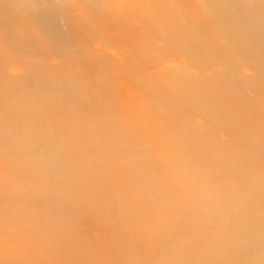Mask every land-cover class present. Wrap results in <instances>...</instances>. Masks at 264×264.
Masks as SVG:
<instances>
[{
  "label": "bare ground",
  "instance_id": "1",
  "mask_svg": "<svg viewBox=\"0 0 264 264\" xmlns=\"http://www.w3.org/2000/svg\"><path fill=\"white\" fill-rule=\"evenodd\" d=\"M188 2L184 3L181 0L180 2L179 0H138V1H134V3L133 2L127 3L126 1H124L123 2L124 5L122 6L124 12L126 14L128 13L127 15H129L131 19L132 18L134 19L133 23L137 20V19L135 20V18L145 17L144 19L147 21V23H154V25L158 27L160 32H166L168 33V36L170 34V37L172 36V38L176 39V41H181L183 47L186 48L188 51H191V53L192 52L197 53L196 51H198L199 53L202 50H208L210 54L213 53L215 56L216 62L212 61L213 63H217L218 60L226 61V62H230L232 66L234 65V67L236 65L235 68H237V66L242 65L244 67L245 66L252 67V69L257 68V70L264 71V0H188ZM22 16L25 17L26 15H22ZM44 18H45V23L43 25L45 26V29H42V27H34L36 31V36L33 38V40L27 43L25 46L12 49L14 50L12 57L19 58L21 64H40L41 68L38 70L31 69L29 70V73L27 75L21 77L12 78L5 75L2 76L3 74L0 75V168L3 166L7 169L8 172L7 175H2L0 177V264H20L21 262V260H19V263L14 262L15 258H13L14 260H12V257L10 258L12 254L13 257L16 256V254L14 256V253H12V251H15L14 245L16 247L15 243H13V245L11 243L13 242V240L11 241L12 236L10 234V232H12L10 230H13V228L10 229L12 223L18 225L17 227L18 230L17 228L16 229L14 228L17 231L22 229V228L20 229V226L21 227L23 226V230L25 232L24 234H27L24 227H26V229H28L27 227H32L33 229H36L35 234L40 232L39 229H41V232L44 233L43 236L41 233L38 234L39 235L41 234L42 238L44 237L45 233L49 234L50 232H53V234L51 233L50 234L51 236L52 235L54 236V237L52 236V238H55L57 236L58 239L55 238V240L56 239L57 240L61 239L64 241L67 240L66 244H68L70 249L73 251V252L71 251L70 253L71 254L70 256H72L71 259L77 260V262L79 263L82 262V264H92V263L94 264L96 263L99 264H233V262L236 264H264V234L252 235L247 233L249 232L248 230L247 232H241L239 229H237V227L235 229L232 226H230V228L232 227L233 229H229L227 231H224V229L218 230L219 228L218 229L217 228L214 229L212 227L210 228L209 226L211 225H208L207 222L209 221V219L211 220L209 215L212 212L211 213L209 212L210 213L209 215H203V213L200 214L197 213V211H195L196 198L199 199L198 204L201 202V206L202 205L207 206L206 200L205 203L203 202L204 199H201L203 197V194H206V192H208L209 190H211V192H208V194H210L211 196L216 195L218 193L217 190L219 189L217 185L219 184V182L217 181L218 182L217 183L216 180H214L215 183H217L214 185L212 181L211 182L209 181L211 179L209 175L208 177H210V179L208 178V180L206 179L204 182L206 183L207 181H209L207 182V184L209 185L203 186V189L197 186L196 191L195 192L192 191L193 195L195 196V197L193 196L195 200H193L189 196H187L189 198L186 197V199L183 198V196H181L183 200L177 199L175 197L173 198L170 196L166 197V199L165 198L163 199L162 195L163 192H165L163 189H165V186L167 188V186L169 185H164L166 180L164 181V184L162 182H159L160 181L159 177L162 176V179L167 178V177H163L165 176V172L166 175H169L170 174L169 171L172 169L171 168L172 166L179 163L182 159L185 160L184 158L188 157V156L184 157L183 154L184 158L183 157L181 159L179 158L181 157V153H183L184 150H187L186 146L171 147L168 141V146H170L169 149L168 150L166 149V152H164L165 150H162L163 152H160L159 149L161 148L157 146L162 147V144L166 145L164 144L166 141L164 140L165 142L162 143L160 142L161 140H159L158 138L157 140L156 135H154L155 133L152 132L153 130L149 132V127L151 125L152 126L156 125V128L160 127L162 129L164 125H162L161 127V124L158 123L159 121H157L158 119L156 120L154 117L152 118L150 116H147L149 118H146L145 116L147 114L144 117H142L143 115L142 113H145L146 110L144 108L137 107L136 105L137 102L135 103L136 105L135 106L130 103L131 101L130 102L128 101L131 100L132 98L130 94H128L127 92L136 91L135 93H138L139 90L137 89L138 90L137 91L135 89V91H133L132 89L131 90L128 89L129 85H126L127 82L126 80L124 82L123 78L120 80H115L107 74L108 72L104 73L105 72L104 71L103 73H97V71H94L92 67L89 68L87 64L85 65L84 63H80L77 60L75 62V59L74 62L73 61L70 62L71 57L72 56L74 57L77 50L73 51L72 46L69 44L64 43L63 45H54L52 46V48H48L44 46L47 38L52 39L55 34H62L64 30L62 27V23L59 20L51 16H45ZM25 19L30 22L34 21V19H32L29 14L26 16ZM138 22H136V24H139ZM136 24L134 23V26ZM129 25L132 26L131 24ZM143 26L144 25L140 24V26L138 27L139 29H141ZM1 28L2 27H0V50H5L6 48L9 47V45H11V42L13 41L11 39H8L9 37L7 38L5 36V31ZM120 31L118 29V32ZM118 32L115 29H113L111 34L107 35L106 38H109L110 40L113 39L117 40L119 44L122 43L126 44L128 40V38L126 37L127 34L125 33V35L123 34L121 35ZM76 41L75 39L72 40V42L75 43ZM134 41L137 40L134 39ZM134 41L131 42L129 39V42L131 43H134ZM135 44L138 45V42H136ZM149 47L151 46L149 45ZM155 47L154 49L157 50ZM161 49L162 48H160V50ZM73 52H75V54ZM56 56L64 57L66 60H68L67 62H65L64 65L66 72L65 76H57L56 74H54L57 69V66H55L52 61L54 58H56ZM98 56H99L98 54H92V55L89 54L88 58L93 62L103 63L104 65L111 63V61H108L104 58L100 59ZM187 58L189 57L187 56L186 59ZM189 60H191V58H189ZM204 60L201 61L192 60L193 63L191 62V64H194V61L196 62L197 66L205 65L207 63L212 64L211 60H209L208 58L207 60L206 59ZM85 61L88 62V60ZM194 65L193 66L191 65L192 68L194 67ZM217 65L221 66L219 62ZM137 66L140 67V65ZM201 68H206V66ZM73 73H75V75L81 79L83 85L82 83L80 85L79 82L77 83V81L74 82L72 80ZM135 74L132 73L131 74L132 77ZM124 75L127 77L128 73H125ZM67 77L70 80L67 79ZM213 77L214 75L206 79L200 78L199 83L196 78L194 79H196L197 84H199V86L200 84L202 85V87L206 86L205 89L207 90L208 88L209 92H212L215 89L220 93H223L225 100L227 98H230V96H228V94L226 93V90L228 89V87H232V86L227 85L226 88L224 85L225 79L223 80L224 81L223 82V81H218L216 79L217 77L216 78ZM130 78L131 77L128 75V79ZM168 79L169 78L167 79L165 78L167 82H165V80L162 81V79L160 80V82L163 83L164 87H166L167 90L171 89V91L174 90L177 92L176 87H180L181 85L179 83L176 85H180V86L169 84L170 79L169 80ZM83 80L85 83L83 82ZM136 80L137 78L135 77V82ZM240 80L242 83L241 84L242 87L243 88L246 87L245 90L246 93L248 89L249 91L255 94L257 93H260V95H262V93L264 94V76L257 75L250 77L246 75V76H242ZM193 82L195 83V80ZM89 83H92V87L90 89L87 88ZM230 83H231L230 81L226 80V84H230ZM76 84H78L77 87L75 86ZM137 84L141 85L139 82H137ZM144 86L141 85V87L144 88L145 90L146 87ZM182 86L180 87L181 89ZM154 87L155 86H153L152 88ZM172 87L173 88L175 87L176 89L174 88L172 90ZM221 87H223V90L224 88H226L225 91H223ZM132 88L134 89V87ZM157 88L155 89L157 90ZM148 89L149 88H147V90ZM181 89L179 91H181ZM211 89L213 90L211 91ZM111 90H114L113 95L115 94V96H117L120 100L119 106L116 105L119 107L118 108L119 110L118 109L115 110L112 108L115 107V105L110 106L108 104L109 97L111 96V98H113L112 97L113 95H111L112 94ZM185 90L188 91V89ZM185 90L183 92L186 93ZM171 91L168 90L167 92L175 94L174 91L173 92ZM234 91L235 90H233V92ZM118 92H122L123 94L119 93L121 95L120 96L118 95ZM124 93H127L128 95ZM141 94H142L141 96L144 95L143 93ZM196 94L198 93L196 92ZM230 94H232V92L229 93V95ZM187 95L189 96V92L180 97H183L182 99H184L185 98L184 96ZM221 95L222 94H220L219 96L220 98L222 97ZM176 96L177 94L174 95V98ZM191 96L193 97L194 95H190L188 98L191 101L194 100L192 103L193 105L195 99H191ZM237 96L236 98L238 99L239 97H241L239 101L234 102L236 100L235 97L226 100V105L228 103L231 106L229 108H232L234 106L231 103L232 99L234 98H235L233 100L234 103L240 101L242 102L244 97H242L241 95L239 97ZM254 97L257 96L255 95ZM123 99L126 102H124ZM139 99L138 101L140 103ZM147 99L145 98L144 100ZM178 100L179 101L177 102V104L179 105L183 104V103H179L181 100L180 98ZM198 100L199 99L196 100V103ZM182 101H184L185 105H187V103L189 104V100L188 102H186L187 99L186 101L185 99ZM204 101L203 102L201 101L203 107L209 108L205 106L206 104L208 105V102L203 104ZM145 102L142 103V107ZM244 102L245 101H243L242 103ZM198 104L200 105V102ZM253 104L255 105L259 103L253 102ZM263 104L262 103L260 104L261 107ZM190 105L191 104H189V106ZM247 105H246V111H247ZM250 105L248 106L249 110H250ZM260 105L259 107L257 106L255 107L260 108ZM158 106L160 107L161 105ZM196 106L198 107L197 104ZM237 106L235 108H237ZM194 107L192 106V108L197 111V107L196 108ZM200 107L202 108V106ZM226 107L225 109L228 112L229 109ZM136 108H139L141 112V113L138 112L139 116H141L140 118L138 115L134 116V114L131 113L133 111L137 112L138 109L135 110ZM164 108L161 109L164 110ZM252 108L253 111L254 110L256 111L252 112L251 110L253 114L250 115L253 117L259 115L257 118L254 117L255 120L260 118L261 115L259 114L260 112L256 113L258 112V109H254V107ZM262 108H264V106ZM167 110L169 111H166L165 113L167 112L171 113L172 109L170 110L169 108ZM174 110L175 109H173V112ZM198 110H202V109H198ZM204 111L203 113H201L203 114V116L206 114V113L204 114ZM232 111L233 110L230 109L229 112L231 113ZM235 111H233V113L235 112L234 116L237 113H240V111H238L237 109H235ZM200 112L202 111H199V113ZM150 114L152 113L150 112ZM213 114L215 115V113H212L210 115L213 116ZM217 114L214 117H210L208 113L206 115H208L210 119L211 118L214 119L215 117H217ZM262 114L263 115L261 116H263V119L261 117L262 119L261 122L264 120L263 111ZM165 116H167V114ZM240 118L242 119L241 114H240ZM215 120L217 121L216 118ZM156 121L160 125H158ZM246 121L244 122L246 123ZM210 122L212 123L214 121L211 120ZM234 122L239 123V121H234ZM240 122H242V120ZM164 123L165 122L162 121V124ZM263 123L262 125H264ZM78 124L82 128L81 131H78L76 129V126ZM251 125H253L252 122L250 124V127L252 128L253 126ZM22 126L23 128L18 129L19 127ZM166 126H165V130L167 129L166 133L169 132L170 134L171 126L169 125L167 126L170 130ZM217 126L219 127L220 125L218 124ZM236 126L235 129L236 128H238L239 130L243 129V128H239L243 126L242 124L239 127ZM173 128L174 127H172V130ZM251 128H249V134L253 133V132L250 133ZM187 133H189V130ZM169 134L167 135L169 136ZM172 134H174L173 131L170 135L172 136ZM238 134L240 135V133ZM183 136L185 135L181 134L182 139ZM177 137L179 138V136ZM97 138L100 139V141L102 139L101 142L106 143L107 145L101 151H98L97 149L96 150L94 149V151L97 152L90 151L92 149V146L93 147L96 146L95 144H97L96 142ZM257 142L258 141L255 142L254 139V142L252 143H256L257 146H259L260 140L258 143ZM188 144L190 145L189 141ZM204 144L205 143H203V145ZM247 144H250V142H248ZM260 145L263 147L264 142ZM257 146H255V148ZM89 152H91L90 154H92V152L94 154L89 155ZM204 152L206 153V150ZM103 153L104 154L106 153L109 157H107L106 154L104 156ZM188 153H191V151ZM101 155L104 156L103 159L104 158L109 159L112 157L113 158L112 160L115 161L113 165L114 168H112V164H111L110 172H106L108 171L107 170L108 168H106V171L100 172L99 156ZM248 155L250 156V154ZM114 158H116L117 160ZM103 159L102 161H104ZM192 159L194 160V158ZM136 160L137 161L139 160V162H142L145 165L144 168L143 167L144 165L142 164L141 166L143 167V169L140 171L137 170L138 172L136 171L135 167L138 168V166L140 165L138 164L139 162H137ZM158 160L161 161L160 162L161 164L163 162L162 165L165 168L163 167L162 169L160 167L159 168L155 167L156 165L153 164V161L158 162ZM235 160L237 161V159ZM248 160L241 162V164L239 161V166L241 165L242 167V165H244L250 171V174H252V176L254 175V177L256 176L258 177L261 173L259 171L257 173H254L257 171L258 166L253 165L254 163H250ZM133 161H136L138 165L136 164L137 166L128 168V166L134 163ZM107 162L103 163L104 164L103 167L104 166L106 167L107 164L110 165ZM175 162L177 163L175 164ZM196 162H194L195 165H197ZM205 164L203 166H205ZM206 165L208 166V164ZM197 166L201 167L202 165L200 163V165ZM197 166L196 168H198ZM109 170H110V166H109ZM131 171H133L134 173L132 172L130 177L132 176L135 177L136 175L134 182L137 185L133 187L132 186L130 187L129 185L126 186L127 183V180H125L126 174L125 176H123V173L125 172L129 173ZM240 171H242V169ZM244 172L245 170L243 171V173ZM245 174L246 175L248 174L247 170ZM245 174L244 176H246ZM107 176L108 178L116 177V181H118L119 183L121 182V184H123L124 186L123 187L121 185L120 187L122 190V196L120 200L114 195L117 198V200L119 201L122 200L121 203L119 201H116V203L118 202L117 205H113L114 203L113 199L108 200L101 196V192H102L101 188L102 185H106ZM211 176L213 178V175ZM261 176L262 175H260L258 178L259 179L261 178L262 180L264 176L262 177ZM258 178L256 180H258ZM201 179H205V178L203 177ZM220 179H222V177ZM222 180L224 181V178ZM189 181L190 180H188V182ZM223 181L220 184H222ZM222 185L223 187H225L228 184L225 185L223 183ZM260 185L261 183H259V187ZM105 188H107V186ZM237 189H238L237 185L236 186L234 185L233 187H229V189H226V192L230 194L229 196H231V200L233 201L234 205L231 204V208H229L230 206L225 207L224 211H220V213L224 212L226 214H229L223 218L226 219L229 224H230L229 221L231 222L233 220L238 221L236 220L237 217H239L242 214H245L246 219H247L246 217L247 215L248 216L251 215L250 216L251 218L253 217L254 219L258 218L264 220V211L260 207L256 206V203L253 199L254 197L253 196L250 197L248 196L249 194L247 195L246 193H242V192L239 193L240 191L238 192ZM243 189L244 188H242V190ZM168 191L170 192V190ZM184 192L182 193L184 194ZM221 194L222 192L219 193V195ZM223 196H226V194ZM111 197L113 196L111 195ZM258 201H259V197H258ZM226 204L227 203H225V205ZM209 207L211 210V206ZM116 208H122V209H119L118 211L116 210ZM189 209H191L190 212ZM216 209L220 210L218 209V207ZM20 214L24 216V221L23 218L20 219L22 217V216L20 217ZM217 214L216 217H218ZM13 215L14 217L15 216L17 217L19 215L18 217L20 218L18 217L17 218L18 220L20 219L19 222L22 223L19 224L18 222H15V220L16 221L18 220L16 218H14L15 220H13L11 217ZM219 218L221 217L219 216ZM219 218L216 219L218 220V222H219ZM235 221L233 222L235 223ZM224 222L225 221H223V223ZM255 222L257 223V221ZM248 223L251 224L250 221ZM217 225H219V223ZM242 227L244 228V225ZM249 227L250 226H248V228ZM107 228L114 229L119 234V238H122V242H121L122 247L120 249L114 248L111 244L105 241L106 239L104 238L103 235L107 233L105 231L109 230ZM33 229L32 231H34ZM54 231L56 232V234L54 233ZM21 232L22 230L20 231L21 234L20 236L22 235L24 236V234ZM17 233H14L12 235L13 236L15 234L17 235ZM27 235H30V233ZM46 235L45 238L47 242L48 241L50 242V244L47 245L49 242L46 243V240L43 238L39 246L42 245V247L47 248L46 250L48 252L42 251L41 250L42 248L40 250L43 253L45 252V254L49 253L50 250H54L55 252L52 251V253L54 252L57 255L56 252L59 253L60 251L55 250V247L57 246L56 244L59 242L61 243L63 241H59V242L57 241V243L55 242L56 244H54V240L53 242H51L52 239L50 238V236H46ZM115 235L117 236V234ZM35 237L33 240H30L31 236L30 239L28 237V242L29 241L34 242ZM38 238L35 241L40 240L41 237ZM47 238L51 239V241L48 240ZM16 239L17 236L14 238V242L18 241V240L16 241ZM21 241L19 242L21 244L26 243L25 244L26 246H30L32 243L29 242L30 243L29 245L26 240H24L25 242L23 241L21 242ZM36 244L37 242H35V245L34 244L33 245L36 246ZM66 244H64L63 247ZM25 245L23 246L21 245V246L24 248ZM18 246L19 248L16 247L15 249L17 248L18 249L15 252H17V254L20 257V254L22 255V253L18 252V250H21L22 248L20 249L21 246L20 245ZM32 247L33 246L31 245V248ZM25 248L27 249L25 250ZM25 248L23 249V252L27 251L29 253L27 257L25 256L27 253H25V255H23L21 258H23L24 256L26 258H29L31 249H29V247H25ZM37 248L38 247L34 249L33 247L32 249H34V251L40 252V255H42L41 251ZM70 249L69 250L65 249V250L69 252ZM128 249H130V251L127 253ZM34 251L32 252L34 253ZM35 255L37 256V254ZM57 256H59V254ZM19 257L18 259H20ZM65 257L68 256L66 255ZM31 258L32 257H30L29 260L27 259L24 260L25 258L22 260L28 262L25 264H32L30 263V260L33 262L35 256L34 258H32L33 260ZM18 259L16 260L18 261ZM38 259L39 258L36 257V260H34L36 261V264L37 262L38 263L40 262L38 261ZM49 260L50 261L47 262L52 263L53 260L52 259ZM47 262L44 263L46 264ZM42 263L43 262H41L40 264Z\"/></svg>",
  "mask_w": 264,
  "mask_h": 264
},
{
  "label": "rangeland",
  "instance_id": "2",
  "mask_svg": "<svg viewBox=\"0 0 264 264\" xmlns=\"http://www.w3.org/2000/svg\"><path fill=\"white\" fill-rule=\"evenodd\" d=\"M124 1H126L127 3H130V2L134 3V1H138V0H132V1H130V0H31V2H30V0H0V27H2L1 29H3L5 31V36L7 38L9 37L8 39H11L13 41V42H11V45H9L8 48H6L5 50H0V75L3 74L2 76L5 75V76H8V77L15 78V77H21V76L27 75L29 73V70H31V69L32 70L33 69L34 70L40 69L41 68L40 64H21L20 61H19V58H13L12 57V55L14 53V50H12V49H15L17 47L19 48L21 46H25L27 43L32 41L33 38L36 36V31H35L34 27H42V29H45V26L43 25L45 23V18H44L45 16H51V17L59 20L62 23V27L64 29L63 33L62 34H55L52 39L47 38L44 46H46L48 48H52V46H54V45H63L64 43L69 44V45L72 46V50L73 51H76V50L78 51V52L76 51V54H75V52H73L75 55L73 54L74 57L73 56L71 57L70 62H72V61L74 62V59H75V62L77 60L80 63H84L85 65L87 64L89 66V68L92 67V69L94 71H97V73H103L104 71H105L104 73L108 72L107 74L110 77H112L113 79H115V80H120L122 78H123L124 82L126 80V82H127L126 85H129L128 89H130V90L132 89L133 91H135V89L136 90L138 89L140 93L139 92L135 93L136 91L135 92H132V91L127 92L128 94H130V96L132 98L131 100H128V101L129 102L131 101L130 103L133 104V105H135V103L137 102V104H136L137 107H141V108H144L146 110L147 113L146 112L142 113L143 114L142 117H144L147 114L145 116L146 118H149L147 116H150L152 118L154 117L156 120L158 119L157 121H159L158 123L161 124V127H162V125H164L162 127V129L164 128L163 129L164 132L162 131V129L160 127L157 126L159 129L156 128V125H153V126L151 125L150 126L151 128H154V129H151L149 127V132L153 130L152 132L155 133L154 135H156V139L158 138L159 140H161L160 142H162V143L166 141L164 144H166L167 147H166V145H163V144H162V147L161 146H157V147L161 148V149H159L160 152H163L162 150H165L164 152H166V149L168 150L170 146L171 147L186 146L187 150H184L185 152L183 151V153H181V157H179L181 159L183 157V154H184V157L188 156L187 158L183 157L185 160L182 159L185 162V164H184V162L182 160L181 161L179 160L181 163L179 161H177L179 163L175 162V164L176 163L177 164L171 167L172 169L169 171V173H170L169 175L170 176L166 175V172H165V176H163V177H167V178H163L162 179V176L159 177L160 178L159 182H162L164 184V181L166 180L164 185H169V186H167V188L165 186V189H163L165 191V192H163V195H162L163 199L164 198L166 199V197L170 196V197H173V198L175 197L177 199L183 200V198L186 199V197L189 196L190 198L195 200L193 198L194 195H193L192 191L195 192L196 189H197V186L201 187L203 189V186L209 185V184H207V182H209V181L210 182L212 181V183H214V185L217 184L218 182L220 184L223 181L222 179L224 178L223 183L225 185L226 184H228V185L223 187V185H222L223 183L220 184V185L218 184L217 186H218L219 190H217L218 193L216 195H212L211 196L210 194H208V192H211V190L206 192V194H203V197L201 199H204L203 202H205V200H206L207 203L206 202L205 203H206L207 206H203V205L201 206V202L198 204L199 199L196 198V200H195V208H196L195 211H197V213H200V214L203 213V215H209L211 212L213 213V214L211 213L212 215L211 214L209 215V217L211 218V220L209 219L210 222L209 221L207 222L208 225H211V226H209L210 228L211 227L214 228V229H216V228L218 229L219 228L218 230L224 229V231H227V230L233 229V228L236 229V227H237V229H239L241 232H247V230H248L249 231V232H247L248 234H252V235L264 234V226H263L264 225V220H261V219H258V218H256L257 219L256 220L253 217L251 218L250 217L251 215H249V216L247 215L246 216L247 219H246L245 218V214H242L239 217H237L236 220H238V221L233 220V221H235V223L233 221L232 222L229 221L230 222V224H229L228 221L223 218V217H225V216H227L229 214H226L224 212L220 213V211H224L225 210V207H229L230 206L229 208H231V204L234 205L233 201L231 200V196H229L230 194H228L226 192V189H229V187H233L234 185L235 186L237 185V187H238L237 190H238V192L240 191L239 193L242 192V193H246L247 195L249 194L248 196H250V197L253 196L254 197L253 199H254V201L256 203V206L260 207L264 211V187H263L264 186L263 185L264 184V182H263L264 178H262V180H261V178L260 179L258 178L260 175L264 176V149H263L264 145H263V147L260 145V144H262L264 142V131H263L264 130V125H262L264 120L261 122V120L263 119V116H261V115H263L262 111L264 113V108H262L264 106V104H263V102H264V94L263 93H262V95H260V93L255 94V93L249 91L248 89H247V93H246V91H245L246 87H244V88L242 87V85H241L242 83H241V80H240V78L242 76H246V75H248L250 77L257 76V75L264 76V71L257 70V68L252 69V67H246V66L244 67L242 65L237 66V68H235L236 65L234 67V65L232 66V64L230 62H226V61H219L218 60L217 63H213L212 61L216 62L215 61L216 59H215V56H214L213 53L210 54V52L208 50H202L199 53H198V51H196L197 53H195V52L191 53V51H188L186 48L183 47V44H182L181 41H176V39L172 38V36L170 37V34L168 36V33H166V32H160L158 27H156L154 25V23H147V21L144 19L145 17L135 18V20L137 19L134 22L135 24H136V22L139 21L138 22L139 24H136L135 25L136 27H135L134 23H133L134 19L132 18L133 19L132 20L129 17V15H127L128 13L126 14L124 12V9H123V6H122V5H124L123 4ZM181 1L184 2V3L188 2V0H181ZM179 2H180V0H179ZM23 7L24 8L26 7V8L24 9ZM25 12H26V14H25ZM28 14L31 16L32 19H34L33 22H30V21L25 19ZM22 15H26V16L24 17ZM128 23L131 24L133 26V28ZM146 23H147V26H146ZM140 24L144 25L141 29H139V27H138V26H140ZM152 25L155 26V27H153ZM113 29H115L117 32H118V29H119V31L122 30V31L118 32L121 35L122 34L125 35V33L127 34L126 37L128 38V40H127L126 44H124V43L119 44L117 40H114V39L110 40L109 38H106L107 35L111 34ZM142 29H143V31H142ZM132 35H133V37H132ZM130 36H131V38H130ZM76 38H77V41H76ZM73 39H75L76 43L72 42ZM129 39H130L131 42H133L134 39L137 40V41H134V43H131V42H129ZM53 40H54V42H53ZM68 40H71V41H68ZM141 41L143 42V44H142ZM136 42H138V45L135 44ZM139 42H140V44H139ZM149 45L151 47H149ZM152 45H153V48H152ZM155 45H156V47H155ZM145 46H148L149 48L145 47ZM154 47L157 50H155ZM160 48H162V49L160 50ZM158 49H159V51H158ZM167 50L168 51L170 50V51L168 52ZM89 54H91V55L92 54H98L99 55L98 57L100 59L104 58V59H106L108 61H111V63L104 65L103 63L93 62L92 60H89V58H88ZM187 56L189 58H191V60H189V58L186 59ZM207 58L209 60H211L212 64L207 63L205 65H198L200 67H198L196 65L195 61H194V64L196 66L194 64H191L192 60L201 61V60H204V59L207 60ZM85 60H88V62L85 61ZM67 61L68 60H66L64 57L56 56V58H54L53 61H52L53 64L55 66H57V69H56L54 74H56L57 76H65L66 72H65L64 65H65V62H67ZM218 62H219V64L221 66L217 65ZM221 62H222V64H221ZM136 63H138V64H136ZM188 63H189V65L190 64L192 66L194 65V67L192 68L191 65H190L191 66L190 67L188 65ZM137 65H140V67L137 66ZM224 65H226V66H224ZM88 66H86V67H88ZM205 66H206V68H201V67H205ZM228 66H230V67H228ZM204 70H206V71H204ZM124 72L128 73V75L133 79L134 83H133L131 78L128 79V75H127V77L124 75L125 74ZM132 73L133 74L136 73L137 75L135 74L136 76L133 75V77H132V75H131ZM212 75H214L213 78L217 77L216 79L218 81H223L225 79L224 80L225 81V83H224L225 87L227 85L228 86H232V87H228V89L226 90V93L228 94V96H230V98H232V97L236 98L237 95H239V96L241 95L242 97H244L242 102L243 101H245V102L242 103L240 101V102L234 103L236 101H239V99H241V97L237 96V97H239V99L236 98V100L234 102H233V100L235 98L232 99L231 103L234 106L232 108H229L231 106L228 103H227L228 106L226 105V100L227 99L229 100L230 98H227L225 100L223 93H220L219 91H217L215 89H214V91H212L213 89H211V91L213 93L209 92L208 88H207V90L205 89L206 86H203L204 87V89H203L201 84H200V86H199V84H197L196 79L198 80V83H199L200 82V78L201 79H203V78L206 79L208 77H211ZM135 77L138 80V81L136 80V82H135ZM165 78L166 79L167 78L170 79V80L168 79L170 81L169 84L176 85V84L179 83L181 86L183 85L182 89L180 88L181 87L180 85H176V86H180V87H176L175 86L177 89L174 87L177 90L178 93L180 92L179 94L176 91L173 90L174 89L173 87H172V90L175 92V94L167 92L168 90L171 91V89L167 90V88L164 87L163 83L160 82L161 79L163 81V80H165ZM194 78H196V79H194ZM67 79H69V78L67 77ZM89 79H92V78H89ZM72 80L74 82L77 81V83L79 82L80 85L82 83L81 79L79 77H77L75 75V73L72 74ZM194 80H195L196 84L193 82ZM226 80L230 81L231 85L230 84H226ZM83 82H84V80H83ZM137 82H139L143 86L145 85L144 87H146V89L144 90V88H142L141 85H138ZM165 82H167V80H165ZM148 84H149V86H148ZM82 85H83V83H82ZM131 85H132V87H134V89L131 87ZM224 85H223V87H224ZM75 86L77 87L78 84H76ZM84 86H87V85H84ZM151 86L152 87L155 86V87L152 88ZM91 87H92V83H89L87 88L90 89ZM183 87H184V90L188 89V91L185 90L186 93L183 92L184 91ZM201 87H202L203 90L201 89ZM223 87H221L222 90H223ZM147 88H149L148 89L149 91L147 90ZM155 88H157L158 91ZM165 88H166V90H165ZM178 88H180L181 91L183 90L182 93H181V91H179L180 89H178ZM191 88H192L193 91L191 90ZM226 88H224L223 91H225ZM88 89H85V90H88ZM230 89H231V91H230ZM233 90H235L237 94L235 93V91L233 92ZM154 91H155V93H154ZM173 91H171V92H173ZM195 91L198 94H196ZM113 92H114V90H111V93H112L111 95H113ZM188 92H189V96L190 95H194L193 96L194 98L191 96V99H195V102L192 105L194 100L191 101L188 98L189 97L188 95H187L188 97L184 96L185 97L184 98L185 101L187 99L186 102H188V100H189V104H191L190 105L191 107L189 106L188 103H187V105H188V107H187V105H185L184 101H182V100H184V99H182L183 97H180V96H182L184 94H187ZM206 92H208L209 94L206 93ZM228 92L229 93L232 92V94L229 95ZM119 93L123 94L122 92H118V95H120ZM127 93H124V94L128 95ZM141 93H143L144 95L141 96L142 95ZM194 93L196 94V96H195ZM218 93L222 94L221 98L219 97L220 94H218ZM233 93H235V94H233ZM252 93H253V96H252ZM173 94L174 95L177 94V96L174 98ZM180 94H182V95H180ZM210 94H212L213 96L210 95ZM198 95H199V98H198ZM255 95L257 97H254ZM112 97L113 98H111V96H110L109 97V102L108 101L107 102H108V104L110 106L115 105V107H112V108L117 110L119 108L118 106L120 104L119 103L120 100H119V98L117 96H115V94ZM170 97H172L174 99H172ZM145 98L146 99L148 98V99L144 100ZM150 98H151V100H150ZM179 98L181 99L179 103H183L181 105L177 104V102L179 101L178 100ZM138 99L140 100V103H139ZM197 99H199V100L196 103ZM148 100H149V102H148ZM123 101H124V99H123ZM141 101H142V103L146 101L143 104V107H142ZM201 101L202 102L204 101L203 104L208 102V105L206 104L205 106H207L209 108L203 107ZM124 102H126V101H124ZM153 102H154V104H153ZM199 102H200V105L198 104ZM253 102L254 103L257 102L259 104H255L254 105ZM115 103H117V104H115ZM261 103L263 104L262 107L260 105ZM157 104L161 105V106L159 107ZM196 104L198 105V107L196 106ZM245 104L246 105L248 104L247 105V111H246V105ZM116 105H118V106H116ZM237 105H239V106H237ZM249 105H250V110L248 109ZM252 105H254V106H252ZM259 105H260V108H257V107H259ZM192 106L193 107L195 106L194 108L197 107V111L195 109H193ZM200 106H202V108ZM236 106H237V108H235ZM255 106H257V107H255ZM225 107L228 108L229 111H230V109H232L233 111H235V109H237L238 111H240V113H237L234 116L236 111L234 113H233V111L231 113L228 111L229 112V114H228V112L225 109ZM252 107H254V109H258V112H256V113L260 112L259 113V114H261L260 118L255 120L254 117L257 118L259 116L258 114H257L258 116H254V117L251 116L253 114L252 112L256 111V110L253 111ZM161 108H164V110L161 109ZM169 108H170V110L172 109L171 113L170 112L165 113L166 111H169V110H167ZM137 109H138L137 112L136 111L131 112L132 114H134V116L135 115L139 116L138 112H140V110H139V108H136L135 110H137ZM173 109H175L174 112H173ZM198 109H202V110H198ZM206 109H207V112H206ZM160 110L161 111L163 110V111L161 112ZM187 110H189V111H187ZM194 110H195V113H194ZM251 110H252V112H251ZM199 111H202V112L199 113ZM203 111H204V114L208 113V115H210L212 113H215V115L214 114H213V116L210 115V117H214L218 113L217 114L218 118L217 117H215V118L219 122H217L215 120V118L214 119L213 118L210 119V117L208 115H206V114H205L206 116L205 115L203 116V114H201V113H203ZM213 111H215V112H213ZM150 112L152 114H150ZM96 113H98V112H96ZM166 114H167V116H165ZM226 114H228V115H226ZM240 114H241L242 119L240 118ZM249 115H250V117H249ZM254 115H256V114H254ZM169 116H170V118H169ZM231 116L232 117L234 116L235 118L234 117L232 118ZM140 117L141 116H139V118ZM208 117H209L210 121L211 120L214 121V122L216 121L217 123L216 122L215 123L214 122L211 123L209 121ZM261 117H262V119H261ZM135 118H137V117H135ZM238 119H241L242 122H240L241 120H238ZM259 119H260V121H259ZM243 120L244 121L247 120L246 123ZM157 121H156V123H157ZM162 121L165 122L166 125L168 124L169 126H171V131L170 132L172 133V131H173V133H174V134H172L173 137L170 135L171 133L169 134L168 131H167L168 133H166V130H167V129L165 130V126L166 125H165V123L162 124ZM234 121H239V123L238 122L236 123ZM251 122L253 124V125H251V126H253L252 128L250 127ZM231 123H233V124H231ZM234 123H235V126L237 124L236 127H239L242 124L243 126L239 127V128H243V129L245 128V129L244 130L243 129L239 130L238 128L235 129ZM160 124H158V125H160ZM218 124L220 125L219 127L217 126ZM176 125H177V127H176ZM221 125H222V127H221ZM223 126H225V127H223ZM172 127H174L173 130H172ZM21 128H23V126L19 127L18 129H21ZM249 128H251L250 133L251 132H253V133L249 134ZM76 129L78 131L82 130V128L79 126V124L76 126ZM184 129H186V130H184ZM254 129H255V131H254ZM178 130L181 131L182 133L179 132ZM188 130H189V133H187ZM226 130H227V132H226ZM236 131H238V132H236ZM241 131H242V133H241ZM261 131H263V132H261ZM245 132H247L248 134L245 133ZM179 133L185 135V136H183V139L181 137V134H179ZM238 133H240V135ZM167 134H169V136ZM177 136H179V138ZM256 138L259 139L260 142ZM254 139H255V142L258 141L260 143L259 144L260 147L257 146L256 143H252V142H254ZM96 140H97L96 141L97 144H95L96 146H94V147L92 146L93 150L91 149L90 151H94V149L95 150L97 149L98 151H101L107 145L106 143H102L101 142L102 139H101V141L98 138ZM98 140H99V142H98ZM197 140H199V141H197ZM94 141H95V139H94ZM168 141H169V145L170 146H168ZM188 141H189L190 145L188 144ZM190 141H192V142H190ZM212 142H213V144H212ZM248 142H250V144H247ZM126 143H129V142H126ZM203 143H205L207 145H205V144L203 145ZM252 145L254 146V148H253ZM255 146H257V147L255 148ZM95 147H97V148H95ZM242 149H244V150H242ZM205 150H206V153L204 152ZM190 151H191V153H188ZM242 151H243L244 154L242 153ZM94 152H97V151H94ZM90 153L91 152H89V155L94 154L93 152H92V154H90ZM105 154L103 153L104 156H105ZM248 154H250V156ZM103 155L99 156L100 157L99 158L100 172L106 171V168H108L107 169L108 171H106V172H110L111 171V164H112V168H114L113 165H114L115 161L112 160L113 158L111 156H110L111 158H109L111 160H109L108 158H104L103 159V157H104ZM106 156L109 157L107 154H106ZM101 157H102V159L104 161H102ZM192 158H194V160ZM105 159L107 161L109 160L111 162H109V161L107 162ZM114 159H116V158H114ZM235 159H237V161ZM188 160H191L192 162L193 161L194 162L197 161L196 164L200 165V163H201L202 166L199 167V166L195 165L194 162H193L194 163V165H193V163L191 161H188ZM246 160H248L250 163H254L253 165H255V166L257 165L258 166L257 167V171L254 172V173H257L259 171L261 173L258 177L257 176L254 177V175L252 176V174H250V171L244 165H242V167H241V165L239 166V161H240V164H241V162L246 161ZM136 161H133L135 163V165H134V163H132L130 166H128V168L135 167L138 164L140 166H138V168L135 167L136 171L137 170L138 171L142 170L143 167L145 168V165L142 162H139V160H138L137 162H139V163L137 164ZM156 161H153V164L156 165L155 167H158V168L160 167V168L163 169V167H164L162 165L163 162L161 164L160 160H158V162H156ZM104 162H107L110 165H108V164L106 165L105 164L106 167L105 166L103 167V165H104L103 163ZM155 162L158 163V164H156ZM188 162H190V163H188ZM203 163L204 164L205 163L208 164V166L206 164H205V166H203L204 165ZM234 163H236V164H234ZM142 164L144 165L143 167L141 166ZM109 166H110V170H109ZM196 166L198 168H196ZM240 168L242 169V171H240L241 170ZM97 169H99V168H97ZM244 170H245V172L243 173ZM246 170H247V173H248L247 175L245 174ZM128 171H130V170H128ZM98 172H99V170H98ZM132 172L133 171H131L129 173H126V172L123 173V176H125V174H126V177H125L126 179L124 178L125 180H127L126 186L129 185L130 187L131 186L133 187V186L137 185L134 182V179H135L136 175H135V177L132 176L133 179H132V177H130ZM241 172H242V174H241ZM7 174H8L7 169L2 166L0 168V177L2 175H7ZM186 174H188V175H186ZM195 174H196L197 177L195 176ZM217 174H218V176H217ZM244 174L246 176H244ZM204 175H206V176H204ZM208 175L211 177V179H210V177H208ZM211 175H213V178H212ZM249 175H250V177H249ZM170 177H171V179H170ZM203 177L205 179H201ZM221 177H222V179H220ZM208 178L210 180L207 181L206 183H204L206 179L208 180ZM257 178H258L259 181L256 180ZM113 179H114V181H113ZM167 179H168V181H167ZM173 179H174V181H173ZM246 179H248V180H246ZM106 180H107L106 185H102V188H101V191H102L101 192V196L104 197L105 199H108V200H112L113 199L114 200L113 205H117L118 202L116 203V201H119L121 199V196H122V190H121L120 187H121V185L123 186V184H121V182L119 183L118 181H116V177H109L108 178V176H107ZM129 180H130V183H129ZM188 180H190V181L188 182ZM214 180H216V182L217 181L218 182L215 183ZM251 180H252V182H251ZM197 181H199V182H197ZM170 182H171V185H170ZM138 183H139V181H138ZM202 183L205 184V185H203ZM259 183H261L260 187H259ZM194 184H197V185H194ZM106 186H107V188H105ZM219 186H221V187H219ZM210 187H212V186H210ZM245 187L249 188V189H246ZM262 187H263V189H262ZM176 188H177V191H176ZM192 188H194V189H192ZM223 188H224V190H223ZM242 188H244V189L242 190ZM167 189L170 190V192ZM184 190H185V192H184ZM250 190H251V192H250ZM182 192H184V194ZM220 192H222V194H221L222 196L219 195ZM105 194H107V195H105ZM225 194H226V196H223ZM255 194H256V196H255ZM111 195L114 198L111 197ZM114 195L119 200H117V198ZM181 196H183V198ZM200 196H202V195H200ZM189 197H187V198H189ZM258 197H259V201H258ZM198 198H200V197H198ZM121 201H119V202L121 203ZM225 203H227V204L225 205ZM213 205L216 208L218 207V209H220V210H217ZM209 206H211V210H210ZM203 207L204 208L207 207V208L204 209ZM197 208H199V209H197ZM119 209H122V208H116V210H118V211H119ZM213 209L215 210V212H214ZM190 210L191 209H189V212H190ZM204 210H206V211H204ZM216 214H217L218 217H216ZM21 216L22 215L20 214V217ZM219 216L221 218H223L224 220L219 218ZM11 217H12L13 220H15L14 218H16L17 220H18V218H20V217L17 218L16 216L14 217V215L11 216ZM242 217H243V219H242ZM22 218H23V221H24V216H22L20 219H22ZM217 218H219V222H218V220H216ZM244 218H245L246 221L244 220ZM251 219H252V221H251ZM19 220L18 221L15 220V222H18L19 224H21L22 222H19ZM25 220H27V219H25ZM222 220L225 221V222L223 223ZM211 221H212V223H211ZM249 221H250L251 224L248 223ZM255 221H257V223ZM213 222L214 223L217 222V223L214 224ZM218 223H219V225H217ZM226 223H228L229 225L226 224ZM13 224L14 223H12L11 226H10V229L13 228V230H10V231H12V232H10V234L12 236L11 237V241L13 240V242H11L12 245H13V243H15L16 247L19 248L18 245H20V246L22 245L23 246V245L26 244V243L25 244H23V243L21 244L19 241H21L23 239L22 240L23 242H25L24 240H26L28 242V237L30 239V236H31L30 240H33L34 237L35 236L37 237V235H38V237H41L40 240L35 241L38 238V237L37 238L35 237L34 242L33 241H29V242H32L34 245H35V242H37L36 246H34L31 243V245L34 247V249L36 247H38L37 249L40 250L42 248L41 249L42 251L48 252L46 250L47 248L42 247V245L39 246L41 244V240H43V238L46 240L45 235L47 233H45L44 237L42 238L44 233L41 232V229H39L40 232H38V233H41L42 236H41V234L39 235L38 233L35 234L36 229H33L32 227H27L28 229H26V227H24L26 232H27V234L30 233V235H27V234H24L25 232L23 230V226L22 227L20 226V229L22 228L21 229L22 230L21 233H23L24 236L26 235L25 236L26 238L23 235H22L23 236V238H22V236H20L21 235L20 234L21 230L17 231L18 230V228H17L18 225H15V224L13 225ZM243 225H244V228L242 227ZM247 225L250 226V227L248 228ZM230 226H232L233 228L232 227L230 228ZM14 228L15 229L17 228V230H15ZM30 228H32L34 231H32V229H30ZM107 229H109V230H107ZM107 229H106L107 231H105L107 233H105L103 235L104 238L106 239L105 241L107 243L111 244L114 248L120 249L122 247V245H121L122 244L121 243L122 242V238H119V234L114 229H112V228L111 229L107 228ZM39 230H37V231H39ZM17 232L19 233V235H18ZM32 232L34 233V236H33ZM14 233H17V235L15 234L13 236L12 234H14ZM50 233L53 234V232H50ZM54 233L56 234L55 231H54ZM49 234H47L46 236H50L52 241H51V239H48L49 237L47 239L50 240L51 242H53V240H54V244H56L57 241L58 242L59 241H63V242H61L62 244L63 243L66 244L67 243V240L66 241L61 240V239L57 240L58 239L57 236L55 237V238H57L55 240V238H52L53 235L51 236V234L50 235ZM115 234H117V236ZM16 236H17L16 241L18 240L17 241L18 245H17V242H14V238ZM18 237H20L21 240ZM29 242H28V244L30 245ZM48 242L46 240V243H48ZM61 243L60 242L57 243L56 244L57 248L55 247L56 251H60L59 253L56 252L57 255L59 254V256H57L54 253L55 252L54 250H50L49 253H46V254H45V252L43 253L40 250L41 254H42V255H40V252L34 251V249H32L33 247L31 248V245L30 246H26L25 245V247H29V249H31V252L32 251H34V253L37 252V253H35V254H37V256L33 252L32 253L30 252V254L32 256L29 254V258L30 257L34 258V256H35L34 260H36V257L40 259V260L38 259V261H40V262L39 263L37 262V264H40L41 262H43V263L47 262V261L49 262L50 261L49 259H52L53 261H52V263L51 262L50 263L47 262L48 264H55V263L58 262V260H59V262L57 264H60V263L61 264H80V263L82 264V262L79 263V262H77V260L71 259L72 256H70L71 255L70 253H71L72 250L70 249L68 244H66L65 245L66 247L64 246L65 247L64 248L63 247L64 244L62 245ZM49 244H50V242L47 245H49ZM22 246L20 247V249L21 248L22 249L18 250V252L22 253V255L19 253L20 257L17 254V252H15L18 249V248L15 249L16 248L15 245H14V250L15 251H12V253H14V256L16 254V256H18L20 259H18V257H16V256L13 257L12 256L13 254L10 256V258L12 257V260H14L13 258H15L14 262L19 263V260H21L20 264H22V261H23V264H25V263H28L27 261H24V260H26V259L29 260V258H26L29 252H27V251L23 252V249L25 247L23 248ZM67 246H68V248H67ZM26 249L27 248H25V250ZM65 249H68V250L70 249V251L67 252V250H65ZM28 251H30V250H28ZM52 251H54L53 252L54 254L52 253ZM129 251H130V249L127 250V253ZM25 253H27V254L25 255ZM23 255H25L26 257L24 256L23 258H21ZM66 255L69 258L65 257ZM16 259H18V261ZM22 259H24V260H22ZM34 260H33V262L30 260V263L34 264V262H35V264H36V261H34ZM62 262H65V263H62ZM92 264H94V263H92ZM96 264H99V263H96ZM233 264H236V263L233 262Z\"/></svg>",
  "mask_w": 264,
  "mask_h": 264
}]
</instances>
